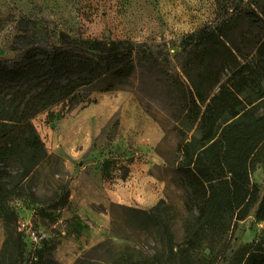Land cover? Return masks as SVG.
Masks as SVG:
<instances>
[{"label": "trees", "instance_id": "trees-1", "mask_svg": "<svg viewBox=\"0 0 264 264\" xmlns=\"http://www.w3.org/2000/svg\"><path fill=\"white\" fill-rule=\"evenodd\" d=\"M9 50L12 57H0V264H57L40 256L26 262L18 215L8 204L41 164L56 160L32 121L60 104L93 103L91 92L117 90L135 75L134 51L56 46L46 28L25 17L15 21ZM143 58L165 86L178 138L173 174L183 192L182 237L158 209H126L125 224L153 247L124 245L100 264H221L255 206V220L264 224V194L251 181L255 166L264 167V0H225L170 60ZM67 198L65 190L62 204ZM227 264H264V239L239 247Z\"/></svg>", "mask_w": 264, "mask_h": 264}, {"label": "rangeland", "instance_id": "rangeland-1", "mask_svg": "<svg viewBox=\"0 0 264 264\" xmlns=\"http://www.w3.org/2000/svg\"><path fill=\"white\" fill-rule=\"evenodd\" d=\"M224 3L0 0V57L13 56L9 44L14 24L25 17L46 28L56 46L98 53L133 50L136 64L135 75L117 90L91 92L88 100L93 103L60 104L32 121L47 154L56 160L41 164L23 193L8 201L18 215L27 263L40 256L57 264H76L80 258L84 264H100L124 245L151 249L149 239L125 224L126 209L156 208L176 238L182 237L183 192L173 174L178 138L165 86L155 71L146 70L143 53L160 60L168 55L170 60L182 41L210 22ZM251 181L261 197L263 166H255ZM65 190L68 198L62 204ZM33 191L36 199L29 196ZM256 208L238 223L221 264L239 247L264 239V224L254 217ZM31 235L38 238L37 244H32ZM4 239L0 218V251Z\"/></svg>", "mask_w": 264, "mask_h": 264}, {"label": "built area", "instance_id": "built-area-1", "mask_svg": "<svg viewBox=\"0 0 264 264\" xmlns=\"http://www.w3.org/2000/svg\"><path fill=\"white\" fill-rule=\"evenodd\" d=\"M30 240L33 245L37 244L38 238L35 235H31Z\"/></svg>", "mask_w": 264, "mask_h": 264}]
</instances>
